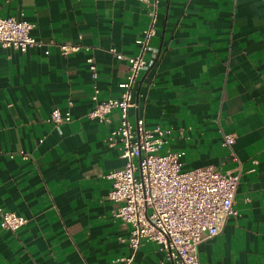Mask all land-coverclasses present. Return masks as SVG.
I'll return each mask as SVG.
<instances>
[{
    "label": "crops",
    "instance_id": "obj_1",
    "mask_svg": "<svg viewBox=\"0 0 264 264\" xmlns=\"http://www.w3.org/2000/svg\"><path fill=\"white\" fill-rule=\"evenodd\" d=\"M152 3L0 0V17L32 23L41 44L0 45V207L27 221L0 226V264H176L155 242L131 247L106 178L125 166L108 140L120 112L89 117L96 89L100 101L121 97L129 64L111 50L141 53ZM156 10L144 53L154 63L134 83L129 120L164 130L161 153H181L183 170L240 174L237 215L199 245L200 264H264V0H159ZM63 44L80 50L64 57ZM55 109L72 120L54 124Z\"/></svg>",
    "mask_w": 264,
    "mask_h": 264
},
{
    "label": "built area",
    "instance_id": "obj_2",
    "mask_svg": "<svg viewBox=\"0 0 264 264\" xmlns=\"http://www.w3.org/2000/svg\"><path fill=\"white\" fill-rule=\"evenodd\" d=\"M150 3L155 8L143 39L138 41L141 53L124 58L111 50L117 58L128 61L129 73L120 84L122 94L119 99L100 101L96 89L93 100L95 108L89 117L107 121L109 114L118 109L119 126L110 133V146L120 145V158L125 160L121 170L108 174L112 182L110 199L118 204L116 217L131 226L129 242L137 249L141 240L155 242L162 247L167 258L176 264H200L198 247L204 241L221 234L231 216H236L234 199L240 184V174L220 173L213 167L183 170L182 154L161 153L166 132L157 127L148 129L144 119L135 124L129 120V110L134 106L132 90L138 76L149 69L154 61L147 62L144 53L149 50V42L155 35L157 3L159 0H138ZM34 25L23 18L0 17V45L25 53L29 48L41 44L31 35ZM62 56L78 52L79 45H60ZM93 79L98 78L96 62L87 59ZM72 120L69 112L59 109L51 113V121L60 125ZM235 143L232 136L224 138L223 145L231 147ZM24 159L28 156L20 152ZM22 216L5 211L0 207V226L15 232L26 224ZM130 264L132 257L119 260Z\"/></svg>",
    "mask_w": 264,
    "mask_h": 264
}]
</instances>
